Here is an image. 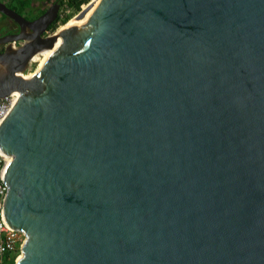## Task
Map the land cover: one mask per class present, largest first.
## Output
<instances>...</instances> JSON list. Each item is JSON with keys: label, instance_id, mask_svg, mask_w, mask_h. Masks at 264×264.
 <instances>
[{"label": "water", "instance_id": "water-1", "mask_svg": "<svg viewBox=\"0 0 264 264\" xmlns=\"http://www.w3.org/2000/svg\"><path fill=\"white\" fill-rule=\"evenodd\" d=\"M89 0L0 52L14 264H264V0ZM26 26L31 31H26Z\"/></svg>", "mask_w": 264, "mask_h": 264}, {"label": "built area", "instance_id": "built-area-1", "mask_svg": "<svg viewBox=\"0 0 264 264\" xmlns=\"http://www.w3.org/2000/svg\"><path fill=\"white\" fill-rule=\"evenodd\" d=\"M84 6V3L81 4ZM70 11V7L64 5L61 9V15ZM18 97L17 90H14L12 85L7 94L0 97V123L8 114ZM5 165V159L0 155V264H8L10 257H13L14 262L19 257V253L16 252L17 248L23 240L24 234L18 229L7 226L2 221V202L6 192V184L3 182L1 172Z\"/></svg>", "mask_w": 264, "mask_h": 264}, {"label": "flooded vegetation", "instance_id": "flooded-vegetation-1", "mask_svg": "<svg viewBox=\"0 0 264 264\" xmlns=\"http://www.w3.org/2000/svg\"><path fill=\"white\" fill-rule=\"evenodd\" d=\"M6 5L10 7V2L8 0H1ZM54 1L59 0H39L37 3L35 0H30L27 6V9H22L19 11L22 15H24L28 19H32L36 16H38L40 13H42L50 4H52ZM60 4V2H59ZM25 6V7H26ZM60 8V6H59ZM53 21V20H52ZM52 21L48 24V26L52 23ZM20 31V26L14 19H12L10 16L4 14L0 11V36H3L8 33H14ZM26 31H31V28L29 26H26ZM48 31L46 30L43 34H47ZM54 33V32H53ZM52 34V33H51ZM50 34V35H51ZM49 36V35H48ZM23 42L22 39L17 40H11V41H0V52H3L7 46L12 45H19Z\"/></svg>", "mask_w": 264, "mask_h": 264}, {"label": "bare ground", "instance_id": "bare-ground-1", "mask_svg": "<svg viewBox=\"0 0 264 264\" xmlns=\"http://www.w3.org/2000/svg\"><path fill=\"white\" fill-rule=\"evenodd\" d=\"M97 0H93L92 2H95ZM83 19H78L77 16H73L68 22L61 25L57 31H55L53 34L47 36V38H54L57 37L67 30H69L72 26L75 24L81 22ZM47 50L43 47H38V51L35 52L32 57L30 58L29 64L24 70H19L16 75V82L12 84V87L14 90H17V93L19 95L20 91L22 90L23 86L27 82V80L38 70L42 64L45 61ZM37 62V67L35 69H31V65Z\"/></svg>", "mask_w": 264, "mask_h": 264}, {"label": "trees", "instance_id": "trees-1", "mask_svg": "<svg viewBox=\"0 0 264 264\" xmlns=\"http://www.w3.org/2000/svg\"><path fill=\"white\" fill-rule=\"evenodd\" d=\"M10 2V7L17 10L18 12L21 11L26 5H28L30 0H8ZM89 0H59L60 8L58 10L57 17L52 21V23L47 27L48 32H55L60 25L65 24L68 22L74 14L81 8V4L88 2ZM66 5L70 7V11L64 14L61 13L62 7ZM56 29V30H55ZM19 247L17 248L16 252H19ZM8 264H14L13 257H10L8 260Z\"/></svg>", "mask_w": 264, "mask_h": 264}, {"label": "rangeland", "instance_id": "rangeland-1", "mask_svg": "<svg viewBox=\"0 0 264 264\" xmlns=\"http://www.w3.org/2000/svg\"><path fill=\"white\" fill-rule=\"evenodd\" d=\"M36 1V3L39 1V0H35ZM63 25V24H62ZM61 26V25H60ZM59 26V27H60ZM56 30V29H55ZM58 30V29H57ZM56 30V31H57ZM49 33V32H48ZM53 34V33H52ZM37 67V62H34L32 65H31V69H35ZM19 253V252H18ZM19 255H20V253H19Z\"/></svg>", "mask_w": 264, "mask_h": 264}, {"label": "crops", "instance_id": "crops-1", "mask_svg": "<svg viewBox=\"0 0 264 264\" xmlns=\"http://www.w3.org/2000/svg\"><path fill=\"white\" fill-rule=\"evenodd\" d=\"M24 9H27V6H26V7H24Z\"/></svg>", "mask_w": 264, "mask_h": 264}]
</instances>
